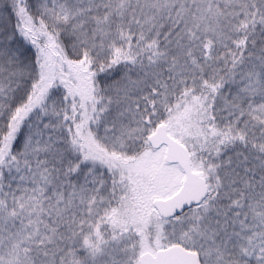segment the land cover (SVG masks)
Wrapping results in <instances>:
<instances>
[{
  "label": "snow or ice",
  "instance_id": "6c2138e0",
  "mask_svg": "<svg viewBox=\"0 0 264 264\" xmlns=\"http://www.w3.org/2000/svg\"><path fill=\"white\" fill-rule=\"evenodd\" d=\"M0 264H264V0H0Z\"/></svg>",
  "mask_w": 264,
  "mask_h": 264
}]
</instances>
